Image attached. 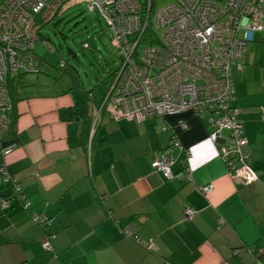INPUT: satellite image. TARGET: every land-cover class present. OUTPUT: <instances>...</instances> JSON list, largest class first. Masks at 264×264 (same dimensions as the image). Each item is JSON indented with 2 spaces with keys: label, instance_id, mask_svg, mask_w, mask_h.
I'll list each match as a JSON object with an SVG mask.
<instances>
[{
  "label": "crops",
  "instance_id": "0c3cea01",
  "mask_svg": "<svg viewBox=\"0 0 264 264\" xmlns=\"http://www.w3.org/2000/svg\"><path fill=\"white\" fill-rule=\"evenodd\" d=\"M242 63L233 70L231 106L259 174L251 185L234 177L209 128L191 113L189 127L179 130L158 118L103 112L88 149L91 93L83 97L66 76L61 85L58 78L17 75L14 135L4 141L15 147L0 152V168L19 182L30 207L0 175V197L10 203L0 207V264H264V81L249 78L244 52ZM165 148L174 159L170 179L153 166ZM186 152L191 180L182 175ZM208 183L210 193L196 190ZM186 207L194 211L187 221ZM31 213L52 222L34 223ZM128 228L152 239L153 249L120 232ZM46 235L57 257L40 247Z\"/></svg>",
  "mask_w": 264,
  "mask_h": 264
},
{
  "label": "built area",
  "instance_id": "2783aa9c",
  "mask_svg": "<svg viewBox=\"0 0 264 264\" xmlns=\"http://www.w3.org/2000/svg\"><path fill=\"white\" fill-rule=\"evenodd\" d=\"M63 1L66 0H0L2 155L15 147L14 143L4 144L10 128L6 114L8 77L40 71L39 60L30 51L38 40L40 28L35 16L39 14L48 22ZM86 1L87 9L96 10L110 27L120 57L110 88L101 103L91 109L88 149L103 112L112 119L158 118L165 129L174 126L179 130L189 127L185 117L191 113L209 128V139L217 143L219 157L234 177L244 185L256 182L259 174L250 165L243 126L230 101L234 95L232 70L242 67L246 43L258 40L264 32V0H173L158 10L152 6L151 17L147 14L142 19L143 9L138 0ZM152 4L154 0L152 3L146 0L147 12ZM146 27L149 35L144 33ZM48 46L53 50L49 43ZM63 66L61 61L59 67ZM222 131H227V136H222ZM188 159L186 152L182 160L183 176L191 180ZM173 163L169 149H164L153 166L164 178L170 179L174 176ZM0 175L4 183H12L14 197L20 205L29 209L28 197L19 182L6 175L3 168ZM212 189L211 183L196 185V190L203 195ZM0 207L8 209L9 200L0 197ZM193 214V208L186 207L183 219L189 220ZM31 218L43 226L52 222V218L35 213H31ZM120 232L132 236L130 228ZM50 238L51 235H46L40 247L57 257ZM140 243L146 249L154 245L152 239Z\"/></svg>",
  "mask_w": 264,
  "mask_h": 264
},
{
  "label": "rangeland",
  "instance_id": "374dc122",
  "mask_svg": "<svg viewBox=\"0 0 264 264\" xmlns=\"http://www.w3.org/2000/svg\"><path fill=\"white\" fill-rule=\"evenodd\" d=\"M172 2L155 0V10ZM59 8V13L48 22H44L39 14L35 16L36 23L40 25L39 41L34 46V51L40 56L37 57L40 71L36 75L57 82L61 77L54 70H58L59 63L64 61L65 69L74 74L78 88L91 93L93 107L106 95L112 81L110 72L120 64L118 45L99 14L87 9L86 0H66ZM262 38V42H248L244 49L245 60L249 59V66L253 67L248 75L251 80L261 76L264 81V32ZM63 79L59 80L61 85Z\"/></svg>",
  "mask_w": 264,
  "mask_h": 264
},
{
  "label": "trees",
  "instance_id": "16d2710c",
  "mask_svg": "<svg viewBox=\"0 0 264 264\" xmlns=\"http://www.w3.org/2000/svg\"><path fill=\"white\" fill-rule=\"evenodd\" d=\"M139 1V4L141 5V7H142V9H143V12L141 11L140 12V17H141V19L144 17H146L147 16V14H148V16L149 17H151V13H152V10H153V8H152V6H154V4H152L149 8H150V10L147 12V7H145V4H146V0H138ZM153 2V0H150V3H152ZM154 3H155V0H154ZM86 7H87V1H86ZM154 9H155V7H154ZM59 11H60V8L58 9V11H57V13L56 14H58L59 13ZM93 11H96V10H93ZM97 12V11H96ZM98 13V12H97ZM55 14V15H56ZM54 15V16H55ZM100 16V15H99ZM101 17V16H100ZM101 19L105 22V20L101 17ZM51 20V19H50ZM106 23V22H105ZM107 24V23H106ZM110 28V27H109ZM144 33H145V35L146 34H148L149 35V33H150V31H149V28H145V30H144ZM144 33H143V35H144ZM263 33V32H262ZM37 38H38V40L37 41H39V36H38V31H37ZM112 38H113V36H112ZM261 38V37H260ZM259 38V39H260ZM114 39V38H113ZM263 40V38H261V40H260V42ZM253 42L255 41V40H252ZM248 42H251V41H248ZM247 42V43H248ZM246 43V44H247ZM36 44V43H35ZM35 44H34V46H35ZM50 44V43H49ZM51 45V44H50ZM34 46L32 47V49H30V51H31V53H33V55L37 58V57H40L35 51H34ZM245 47H246V45H245ZM119 56V55H118ZM120 58V57H119ZM38 59V58H37ZM242 59H243V54H242ZM242 59H241V64H242V66H243V63H242ZM64 64H65V62H64ZM66 67L64 66L62 69H60V68H58V70H54V72H56V73H59L60 74V77L61 76H65V74L67 73L68 74V79L71 81V84H72V87L73 88H77L78 90H80V93L81 94H83V97H89V91L87 90H85V89H83V88H81V89H79L78 88V86L76 85V83H77V81H75V78H74V74L69 70V69H65ZM60 69V70H59ZM234 69H236V70H240V69H242V67L240 68V69H237V68H234ZM233 69V70H234ZM233 70H232V75H233ZM47 72V71H46ZM114 73H115V70L114 71H112V72H110V74L112 75V78H113V75H114ZM22 74V73H21ZM21 74H17V75H21ZM17 75H10L9 77H8V97H9V107L7 108V112H6V114H7V116H8V118H9V123H10V128L8 129V133L5 135V137L7 138V137H12L13 135H14V126H15V121H16V117H17V113H16V103H17V101H18V98H17V94H16V92H15V78H16V76ZM56 76H57V74H56ZM232 79H233V77H232ZM111 83H112V81H111ZM233 89H234V81H233ZM101 103V102H100ZM99 103V104H100ZM88 101H86V103H85V105H86V107H84V110H83V116L84 117H86V116H88V113H87V111H88ZM98 104V105H99ZM90 105V104H89ZM98 105H96V106H98ZM230 106H231V101H230ZM92 109V108H91ZM91 113H92V111H91ZM90 116V115H89ZM87 136V135H86ZM94 136H95V131H94V135H93V138H92V142H93V139H94ZM246 145H247V143H246ZM165 149H169V148H165ZM247 149H248V153H249V161H250V165H251V155H250V150H249V148H248V145H247ZM162 150H164V149H162ZM160 153H161V151H160ZM159 153V154H160ZM169 153H170V151H169ZM252 167V166H251ZM160 172V171H159ZM257 172V171H256ZM161 173V172H160ZM162 174V173H161ZM182 175H183V173H182ZM164 177V176H163ZM166 179V178H165ZM187 179V178H186ZM188 180V179H187ZM182 219H183V215H182ZM184 220V219H183ZM185 221H187V220H185ZM124 235V234H123ZM126 236V235H125ZM127 237H131V238H133L134 240H136L134 237H136L137 239H139V237L138 236H136L133 232H132V236H127ZM140 241H143V240H141V239H139ZM139 240H136L138 243H140V241ZM145 241H147V240H145ZM154 243V242H153ZM141 244V243H140ZM142 246H144L143 244H141ZM153 249V248H152ZM151 250V249H150Z\"/></svg>",
  "mask_w": 264,
  "mask_h": 264
}]
</instances>
